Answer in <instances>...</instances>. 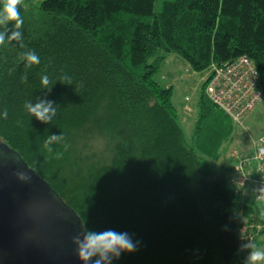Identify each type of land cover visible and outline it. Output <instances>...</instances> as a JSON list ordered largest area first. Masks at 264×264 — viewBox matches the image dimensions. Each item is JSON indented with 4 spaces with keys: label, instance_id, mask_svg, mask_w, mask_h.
Listing matches in <instances>:
<instances>
[{
    "label": "trees",
    "instance_id": "obj_1",
    "mask_svg": "<svg viewBox=\"0 0 264 264\" xmlns=\"http://www.w3.org/2000/svg\"><path fill=\"white\" fill-rule=\"evenodd\" d=\"M156 2L23 0L22 39L9 41L15 29L0 25V144L49 184L83 230L139 241L113 264H244L250 249L240 229L264 223V208L232 184L222 156L235 124L206 97L207 78L189 145L173 88L154 76L169 54L200 74L247 57L264 95V0H166L159 13ZM28 51L40 64L26 67ZM45 74L51 91L40 84ZM40 100L58 107L50 123L24 109ZM60 134L65 141L51 153L43 148ZM249 242L260 247L259 235Z\"/></svg>",
    "mask_w": 264,
    "mask_h": 264
},
{
    "label": "water",
    "instance_id": "obj_2",
    "mask_svg": "<svg viewBox=\"0 0 264 264\" xmlns=\"http://www.w3.org/2000/svg\"><path fill=\"white\" fill-rule=\"evenodd\" d=\"M0 154L15 161H0V264H80L71 240L83 229L73 210L7 146ZM16 171L30 182L17 181Z\"/></svg>",
    "mask_w": 264,
    "mask_h": 264
},
{
    "label": "clouds",
    "instance_id": "obj_3",
    "mask_svg": "<svg viewBox=\"0 0 264 264\" xmlns=\"http://www.w3.org/2000/svg\"><path fill=\"white\" fill-rule=\"evenodd\" d=\"M22 3L23 0H0V25L5 27L12 25V28L15 29L8 36L9 41L22 39L19 31L24 24L19 11V6ZM5 35L6 32H0V45L5 43ZM22 58L26 60V67L38 65L41 62L35 51L24 53ZM22 80L27 82V77H22ZM60 80L65 81L66 84H72V78L67 75L62 76ZM53 83V80L46 74L40 77V84L48 91H51ZM24 109L29 116L45 124L52 122L58 111V107L54 106L52 101L46 100H40L35 104L25 102ZM2 117L7 119V108L3 109ZM63 141H65L63 134L48 136L43 141V148L51 153V145ZM63 146L64 151H67L69 145L64 143ZM62 157L63 152L55 154L56 159ZM0 161L4 163L12 161L15 163L12 156L4 154H0ZM14 176L21 183H29L31 180V176L24 171H16ZM259 191L264 193V188ZM258 199L264 201V195H261ZM259 215L264 217V210H261ZM257 227L264 228V225H258ZM71 243L75 245V255L80 264H113V261L119 259L122 254L135 252L139 246V241L134 240L128 232H120L111 228L102 231L82 230L72 237ZM242 247L250 249L244 264H264V248L258 247L254 242L243 244Z\"/></svg>",
    "mask_w": 264,
    "mask_h": 264
},
{
    "label": "built area",
    "instance_id": "obj_4",
    "mask_svg": "<svg viewBox=\"0 0 264 264\" xmlns=\"http://www.w3.org/2000/svg\"><path fill=\"white\" fill-rule=\"evenodd\" d=\"M205 95L236 125L241 124L264 99L258 72L247 57L211 66ZM234 158L236 164L232 184L239 190L248 191L254 201L264 208V201L258 199L264 195L259 191L264 188V138L258 140L253 154H235ZM249 234L244 235L246 242L252 240Z\"/></svg>",
    "mask_w": 264,
    "mask_h": 264
},
{
    "label": "rangeland",
    "instance_id": "obj_5",
    "mask_svg": "<svg viewBox=\"0 0 264 264\" xmlns=\"http://www.w3.org/2000/svg\"><path fill=\"white\" fill-rule=\"evenodd\" d=\"M164 1L166 0H157L156 13L161 11ZM208 75L209 71L202 74L194 72L179 56L169 54L162 68L154 76V80L159 84L173 88L172 102L178 110L179 122L189 145H192L193 131L198 118L197 102L201 85L208 78ZM262 138H264V102L248 115L241 124H235L231 139L221 148L222 156L231 160L234 169L236 164L234 155L250 156L251 149L255 150L258 140ZM242 191H244V195L249 194L245 189ZM244 223H247V221L244 220ZM258 225H264V223L244 224L240 229L241 242L248 243L244 235L249 232L253 240L259 235L260 248H264V228H258Z\"/></svg>",
    "mask_w": 264,
    "mask_h": 264
},
{
    "label": "crops",
    "instance_id": "obj_6",
    "mask_svg": "<svg viewBox=\"0 0 264 264\" xmlns=\"http://www.w3.org/2000/svg\"><path fill=\"white\" fill-rule=\"evenodd\" d=\"M253 151H254V149H251V154L253 153ZM251 154H250V155H251Z\"/></svg>",
    "mask_w": 264,
    "mask_h": 264
}]
</instances>
